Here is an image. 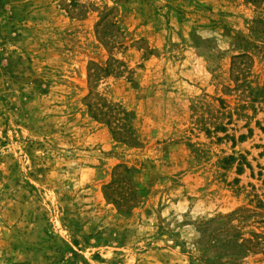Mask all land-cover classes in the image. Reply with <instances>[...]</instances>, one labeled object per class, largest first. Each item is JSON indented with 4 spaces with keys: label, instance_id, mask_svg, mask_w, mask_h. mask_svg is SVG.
Masks as SVG:
<instances>
[{
    "label": "rangeland",
    "instance_id": "1",
    "mask_svg": "<svg viewBox=\"0 0 264 264\" xmlns=\"http://www.w3.org/2000/svg\"><path fill=\"white\" fill-rule=\"evenodd\" d=\"M0 264H264V0H0Z\"/></svg>",
    "mask_w": 264,
    "mask_h": 264
}]
</instances>
